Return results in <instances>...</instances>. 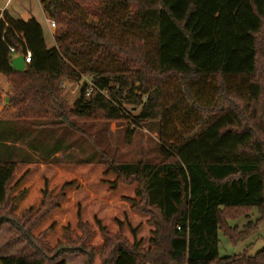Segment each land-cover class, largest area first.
<instances>
[{
  "label": "trees",
  "instance_id": "16d2710c",
  "mask_svg": "<svg viewBox=\"0 0 264 264\" xmlns=\"http://www.w3.org/2000/svg\"><path fill=\"white\" fill-rule=\"evenodd\" d=\"M40 2L57 26L51 49L36 19L7 12L0 19V74L14 90L0 119L15 110L14 126H30L16 141L32 148L34 128H72L95 116L134 126L158 122L162 161L55 159L44 166L1 142L0 207L9 210L0 230L35 216L31 226L33 218L21 224L51 255L8 256L0 264H66L64 254L85 249L92 250L87 264H264V248L219 256L221 211L242 216L264 207V0ZM10 48L31 52L24 71L12 67ZM129 106L139 114L131 116ZM169 124L196 132L180 138ZM4 151L22 152L23 160ZM125 205L146 219V234ZM262 222L237 241L225 235L237 245Z\"/></svg>",
  "mask_w": 264,
  "mask_h": 264
},
{
  "label": "rangeland",
  "instance_id": "374dc122",
  "mask_svg": "<svg viewBox=\"0 0 264 264\" xmlns=\"http://www.w3.org/2000/svg\"><path fill=\"white\" fill-rule=\"evenodd\" d=\"M0 2L7 3V0H0ZM36 2L37 0H10L8 4L9 12L21 14L22 12L29 10L34 13L37 17V21H41L45 28L47 48L51 49L55 45L53 37L47 29L49 23L46 21L41 7ZM15 14L13 15L15 16ZM86 20L92 25L96 26L98 24V21L93 18L86 17ZM49 21L51 24L55 25L52 20L49 19ZM51 28L53 32H56V25L54 27L51 26ZM262 62L263 60H261V57L259 56V65ZM261 80L264 82V75H262ZM240 104L241 106L243 105L242 103ZM263 108L264 102L259 106V109L262 110ZM1 110L2 107H0V111ZM128 112L131 116H136L139 114L140 110L129 106ZM43 115L46 114L43 113ZM180 120L182 121V119ZM42 123L46 124V121H42ZM74 123L76 125L75 127L72 126V128L66 126H43L40 129L34 128L30 134V140L28 139L27 142H31L35 146L29 148L25 140L23 141L24 146L22 152L25 150V153L23 154L27 161L39 163L44 166L55 159L59 162H98L101 158H107L119 163L132 165L139 163L155 165L162 161L160 155L161 140L158 131V122H146L140 126H134L127 121H106L100 116H95L92 118L77 120L74 121ZM29 128L30 126L26 127L24 130L20 127L19 135L21 134L25 137ZM173 128H177L178 137L180 138H189L196 132L192 131L191 124H188L185 127L169 124L168 132L173 130ZM7 135V133L3 134V136ZM9 141L16 143L14 138ZM15 148V151L18 150L17 147ZM57 150H59V152ZM15 151H4V153H15V158L23 160V156H21L22 152L16 153ZM53 151H55V154L51 156ZM51 204L52 203L48 202L46 207H49ZM126 207L127 206L125 205L124 212L128 214L132 224L138 225L141 223V232L146 234L148 231L146 219H143L136 214L129 213L128 208ZM8 210V205L0 207V216L6 214ZM236 214L237 213L234 209L227 208H224L220 213L222 231L219 232V256L221 258L242 255L245 252L254 256L264 248V222L259 224L258 230L253 233L251 237L241 241L237 245H234L230 238L225 235L229 231L230 234L235 236V241H237V235H244L245 232H243V230L247 229V227H250V230H252L255 224L264 217V207L262 209L252 207L251 212L246 211L242 216H236ZM27 218L33 217L27 216L23 219L20 218L18 219V224L5 223L2 226L0 230V259L15 255H30L31 257L34 256L35 258L45 261L46 255H51L49 251L46 252L44 250L39 239L32 241L26 236L25 228L28 227L27 225L22 226L21 223ZM34 218L30 220L28 226L33 224L35 221ZM112 241L114 243L118 242V240L113 239ZM34 242H36V246L40 251L34 248ZM111 242H108L104 252V260L107 261L112 249ZM88 252H90V254H88ZM91 254V249H85L82 253L75 252L64 254L62 258L66 264H87V260ZM141 263L144 264L143 260H141Z\"/></svg>",
  "mask_w": 264,
  "mask_h": 264
},
{
  "label": "crops",
  "instance_id": "0c3cea01",
  "mask_svg": "<svg viewBox=\"0 0 264 264\" xmlns=\"http://www.w3.org/2000/svg\"><path fill=\"white\" fill-rule=\"evenodd\" d=\"M9 2H10V0H7V3L0 2V19H2L3 14L5 12H7L11 17H14V19H17V20H23L26 22L31 20V19L37 20V17L34 15V13H32L29 10L24 11L21 14H15V13L9 12V6H8ZM36 3L41 7L42 12L46 18V21L49 23V26L47 29L50 32V34L52 35L53 40H54V33L55 32H53L52 28H51V26L53 27V24L50 23L49 19L47 18L46 14L44 13L40 0H37ZM13 14H15V16ZM38 22L42 26L45 42L47 45L45 28H44L41 21H38ZM54 45H55V42H54ZM0 96H1L0 107H2L0 114H2L5 110V108L10 106V100H11V98L14 97V90H13L12 86L10 85L8 78L3 74H0ZM14 112H15V110L12 111V113L8 114L5 118L0 119V133H1V135L3 136V134H5V133L8 134L7 136H3L4 138H7V139H3V140H7V141H1L0 140V143L3 142L4 144H6V146H11L14 143L12 141H9L10 139L14 138L16 140V138L20 136L19 135V129L14 126L15 124H17L16 123L17 120L14 119L15 118ZM15 146L17 148H19L20 150H23L24 142L16 141Z\"/></svg>",
  "mask_w": 264,
  "mask_h": 264
},
{
  "label": "built area",
  "instance_id": "2783aa9c",
  "mask_svg": "<svg viewBox=\"0 0 264 264\" xmlns=\"http://www.w3.org/2000/svg\"><path fill=\"white\" fill-rule=\"evenodd\" d=\"M55 25L53 24V27ZM22 43L25 45V41L22 40ZM10 53L12 55V60L18 56H23L24 57V62H25V65H29L31 63V59H32V54L31 52L27 51L26 55H20V54H17L16 50L14 48H10ZM64 87V85H63ZM90 93H88V96H89Z\"/></svg>",
  "mask_w": 264,
  "mask_h": 264
},
{
  "label": "water",
  "instance_id": "95a60500",
  "mask_svg": "<svg viewBox=\"0 0 264 264\" xmlns=\"http://www.w3.org/2000/svg\"><path fill=\"white\" fill-rule=\"evenodd\" d=\"M125 1V0H123ZM12 67L18 71V72H22L26 69V65H25V62H24V57L23 56H18L16 58H14L12 60Z\"/></svg>",
  "mask_w": 264,
  "mask_h": 264
}]
</instances>
